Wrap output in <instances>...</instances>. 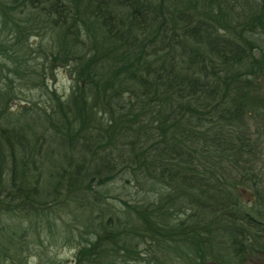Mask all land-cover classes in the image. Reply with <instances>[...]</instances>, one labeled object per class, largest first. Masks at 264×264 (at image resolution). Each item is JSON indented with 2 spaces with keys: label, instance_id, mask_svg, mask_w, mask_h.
<instances>
[{
  "label": "trees",
  "instance_id": "16d2710c",
  "mask_svg": "<svg viewBox=\"0 0 264 264\" xmlns=\"http://www.w3.org/2000/svg\"><path fill=\"white\" fill-rule=\"evenodd\" d=\"M262 82L264 0H0V264L29 235L72 264L263 256Z\"/></svg>",
  "mask_w": 264,
  "mask_h": 264
},
{
  "label": "rangeland",
  "instance_id": "374dc122",
  "mask_svg": "<svg viewBox=\"0 0 264 264\" xmlns=\"http://www.w3.org/2000/svg\"><path fill=\"white\" fill-rule=\"evenodd\" d=\"M48 80L47 84L50 87H54L59 95H66L69 92L70 78L63 68H58L54 71V78ZM262 90L260 92V99L255 103L252 102L250 112L248 113V125L251 131V136L254 142V164L256 171L259 175V179L262 187L264 188V82L261 84ZM24 100V101H23ZM34 103L40 107H49V101L46 96L40 95L37 91H32L31 96L26 99H16L13 101L12 109L15 110L19 105H27L28 102ZM114 188L112 195H118L123 197L122 191L117 189L120 187V182L114 183ZM248 192H243V198H249ZM70 215H61L63 219L67 221L70 220ZM4 219V218H3ZM2 219V220H3ZM0 221V227H1ZM31 249L23 248V253L21 255L20 264H49L53 260L55 264H72L74 249L70 246H60L58 243H52L51 246L42 248L46 246V241L43 246L38 243L34 236L29 235L27 243ZM7 264H18L13 259L8 260ZM248 264H264V255L253 259Z\"/></svg>",
  "mask_w": 264,
  "mask_h": 264
}]
</instances>
